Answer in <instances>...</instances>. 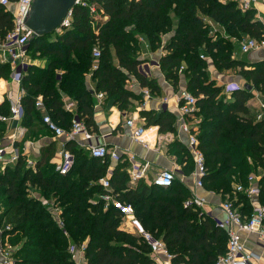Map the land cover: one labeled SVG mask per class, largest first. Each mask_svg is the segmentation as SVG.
I'll use <instances>...</instances> for the list:
<instances>
[{"label": "trees", "instance_id": "obj_1", "mask_svg": "<svg viewBox=\"0 0 264 264\" xmlns=\"http://www.w3.org/2000/svg\"><path fill=\"white\" fill-rule=\"evenodd\" d=\"M95 2L107 17L97 20L95 29L89 8L76 5L70 28L29 41L31 59L44 60L45 65L30 64L24 72L23 125L31 132L42 124L44 112L35 104L42 96L51 117L70 129L74 114L65 108L63 95L67 94L76 101L79 118L96 130L97 93L104 92L107 101L127 112L133 99L139 98L127 85L132 76L152 92L160 89L158 81L140 69L145 62L140 55L163 48L166 54L159 64L166 79L177 89L184 75L188 91L197 99L190 119L195 120L194 131L206 159L203 186L227 196L241 215L251 217L250 198L237 192L236 186H248L250 175H261L259 200L264 206V116L258 119L248 106L252 90H264V61L250 65L235 58L234 42L222 36L219 28L239 42L248 36L264 40V25L256 20L253 9L242 12L238 0ZM13 26L12 13L0 2V36ZM168 34L171 37L164 43ZM97 43L101 57L93 69ZM209 59L218 71H237L243 87L231 97L225 94L224 86L211 77ZM10 73V64L0 62V77L7 79ZM5 103L0 113H7L2 109ZM141 115L162 132L174 130L175 118L168 110L159 114L144 110ZM4 129L0 122V138ZM70 148L75 163L65 175L51 162L49 151L33 166L23 154L4 170L0 165V227L11 226L3 239L9 236L16 264H76L70 244L84 242L88 264H157L145 239L123 229L120 210L112 204L106 207L101 199L106 190L100 179L106 177L110 158L90 156L75 145ZM185 161L183 173L187 175L191 171ZM128 166L121 157L110 178L116 199L133 206L143 226L175 255L174 264H215L227 251V232L195 205L186 206L189 189L176 178L167 188L141 180L133 185ZM43 199L54 205H44ZM53 208L61 211L63 224Z\"/></svg>", "mask_w": 264, "mask_h": 264}, {"label": "built area", "instance_id": "obj_2", "mask_svg": "<svg viewBox=\"0 0 264 264\" xmlns=\"http://www.w3.org/2000/svg\"><path fill=\"white\" fill-rule=\"evenodd\" d=\"M34 0H0V2L7 8L8 11L12 13L14 26L9 30L5 36H0V59L2 62L9 63L14 71V79L21 84L24 69L27 66V63L31 59L28 44L29 38L33 34L31 28L27 25L26 19ZM139 1V0H138ZM259 0H238L239 9L242 12L250 10L256 2ZM77 5H82L88 7L90 13L94 17L92 22L93 28L96 27V21L99 19H105L103 10L98 9V5L95 0H77ZM72 17L73 10H71L68 15L64 18L61 26L56 30V32H62L66 28L72 26ZM214 30L217 28L214 26ZM264 45V40L259 41L253 37H245L241 41V50L245 53L260 48ZM101 57V49L99 43H97L93 49V69L97 68L98 61ZM203 57V55H202ZM160 65V64H159ZM21 68L19 71L18 68ZM140 69L143 70L147 75L150 74L147 69L146 64H142ZM183 69V67H182ZM181 69V70H182ZM130 89L131 87L128 86ZM243 87L242 84L238 82H230L224 85V92L226 94H232L234 91L240 90ZM143 106L146 105L148 100L152 96V91L148 87L142 88ZM25 95V90L22 87L17 94H11L10 100V115H5L0 113V121H18L19 123L23 122L25 116V109L22 102L23 96ZM99 98L105 96L104 92L97 93ZM179 101L182 102L180 105V114H179V126L183 132L188 135V148L191 152L195 163V170L193 176L196 180V187L203 186V178L207 173L206 159L204 154L199 148V139L197 132L195 120L190 119L197 110L196 106V97L188 91V89H183L178 92ZM63 100L65 102V108L67 111L74 113L73 124L70 129H66L60 124H58L51 115L46 111V106L43 101L42 96H38L36 99V106L42 110L43 113V123L51 130L56 137L65 136L69 139H74L78 134L82 133L86 139L92 138L91 130L86 126V124L79 118L77 115V103L71 99L67 94L63 95ZM262 109L264 110V102L259 101ZM264 116V112L258 115V118ZM134 119L129 118L126 124L130 127L134 126ZM25 127V126H24ZM25 133L24 128H19L18 131L13 132L8 142H0V165L1 169L4 170L5 167L18 160L22 152L16 145L17 139L21 138ZM144 133L143 126H138L134 130V137L136 140L145 143L146 141L142 138ZM91 154L94 157L99 158H110L111 161H119L122 157V153L118 149L110 148L106 144L100 145H89ZM61 161L56 165V169L63 175L67 174L71 168L74 166L75 158L71 150L64 148L60 152ZM132 156L130 159H133ZM27 163L29 166H33L35 161L27 158ZM148 163H145L141 168L134 169L130 173L131 182L137 183L139 181L146 169ZM176 178L174 170L162 169L153 179V184L159 187H170ZM259 176L250 175L248 178L249 184L245 186L243 183H240L236 186L237 192H242L247 194L250 199L259 195ZM100 183L103 188L106 190L101 194V199L106 203V207L112 204L114 207L120 210L123 220L122 227L125 229L127 225H130L134 228V233L141 235L146 243L151 248V255L155 261L162 262L164 264H170L174 259L175 255L169 251L166 243L160 239L156 238L151 232H149L143 224L140 222L138 217L135 214L134 208L131 204L122 202L116 199L115 195L112 193V186L109 177H104L100 179ZM205 199L199 197L196 194H193L191 199L186 201V206H203ZM44 205L53 206V202L47 199H43ZM222 208L225 212V218L219 222L218 226L224 229L228 235L227 251L225 254L220 256L215 264H255V258L253 253H251L246 244V240L243 237L242 233H256L258 237L264 241V206L257 204L253 208V214L251 217L247 218L240 214L237 208H235L232 200L227 199L223 202ZM54 215L60 224H63V221L60 218L61 211L58 208H53ZM11 229L10 225H7L4 229L1 228L2 233L4 231H9ZM87 243L84 242L80 245L71 243L69 247V253L71 258L78 264L80 259L85 258ZM14 246L10 244L9 236L6 235L2 246L0 248V264H16L15 258L13 256ZM86 259V258H85Z\"/></svg>", "mask_w": 264, "mask_h": 264}, {"label": "crops", "instance_id": "obj_3", "mask_svg": "<svg viewBox=\"0 0 264 264\" xmlns=\"http://www.w3.org/2000/svg\"><path fill=\"white\" fill-rule=\"evenodd\" d=\"M251 9L255 12L256 20L261 21L264 25V0L256 2ZM217 27L219 28L220 26L217 25ZM219 31L222 36L234 42L235 58L243 60L250 65L264 61V45L258 49L245 53L241 50V41L239 42L235 40V38L230 37L226 31L220 28ZM170 37L171 34L165 35L163 37V42L165 43ZM164 54H166V51L161 48L156 52L145 50L140 55V58L145 60L143 64L147 65V69L150 72L149 76L154 77L160 86L158 91L152 92V96L145 106L142 104L143 96L141 90L143 87L134 76L131 77L127 85L130 87L132 85V91L137 94L139 98L133 99L132 109L127 112H122L111 101H107L106 96L99 98L97 94L95 95L94 117L97 129L91 130L93 135L91 139H86L82 133L78 134L74 139H69L65 136L56 137L43 122L36 127V130L30 132L26 126L24 127L23 123H19L18 121H0L5 128L3 131V138H0V142H8L13 132L18 131L19 128H24V135L16 141V145L18 144L17 146L22 154L28 159L37 161L42 153L44 154L49 151L53 153L51 162L56 165L61 161L60 152L64 148L71 150L70 146L75 145L77 148L84 149L92 156L89 145L106 144L112 149H118V151L122 153L123 159L129 162V166L127 167L128 173L148 163V167L140 180L144 181L149 186L153 185V179L160 170H174L176 179H180L186 188L189 189L191 197L193 194H196L205 199L203 206L196 207L201 210L202 214L218 225L226 216L222 204L227 199V196L225 197L221 193L207 189L204 186L196 187V180L193 176L195 163L187 146L188 135L183 132L179 126L180 105L182 102L179 101L178 92L187 89V80L186 77L182 75L176 89L173 84L166 79L159 65L160 58ZM30 64L44 66L45 61L41 59H30L27 66ZM25 70L26 68L23 71L25 72ZM209 70L212 79H214L218 85L224 86L226 83L230 82L243 84L244 82L243 78L235 70L218 71L213 61L210 59ZM89 85L92 87L91 82H89ZM20 89L21 84L14 79V71L11 67L9 78L0 77V105L7 100V103L2 106L4 111L7 110V113L2 114L10 115V95L17 94ZM252 93L253 97L249 100L248 106L258 118V115L264 112L259 104V101L264 102V92L253 89ZM227 95L231 97V94ZM144 110L155 111L157 114L163 110L170 111L175 118L174 130L162 132L159 125L147 124L146 118L141 115V111ZM129 118H133L135 121L132 127L126 124ZM138 126H143L144 128L142 138L145 139L146 144L136 140L134 137V130ZM176 145L182 146L185 151L181 152L180 149H177ZM132 156L134 158L130 159ZM185 159L189 161V169L191 171L187 175L183 173V167L186 164ZM118 162L119 161L110 160L106 177L111 178L113 170ZM258 176L260 178L261 175ZM137 183L132 184L136 185ZM250 202L252 208L257 204L261 205L259 195L250 199ZM125 230L134 233V228L130 225H127ZM242 234L246 240L248 250L254 255L255 264H264V241H262L256 233ZM3 236L0 227V248L4 241ZM85 258L80 259L78 264H88L87 258ZM157 264L164 263L158 262ZM170 264H174V261L172 260Z\"/></svg>", "mask_w": 264, "mask_h": 264}, {"label": "water", "instance_id": "obj_4", "mask_svg": "<svg viewBox=\"0 0 264 264\" xmlns=\"http://www.w3.org/2000/svg\"><path fill=\"white\" fill-rule=\"evenodd\" d=\"M76 5L77 0H34L26 19L27 25L33 31L29 41L55 32ZM246 86L251 88L250 85Z\"/></svg>", "mask_w": 264, "mask_h": 264}, {"label": "rangeland", "instance_id": "obj_5", "mask_svg": "<svg viewBox=\"0 0 264 264\" xmlns=\"http://www.w3.org/2000/svg\"><path fill=\"white\" fill-rule=\"evenodd\" d=\"M0 62H1V59H0ZM262 92H264V90H261ZM1 212V211H0Z\"/></svg>", "mask_w": 264, "mask_h": 264}]
</instances>
